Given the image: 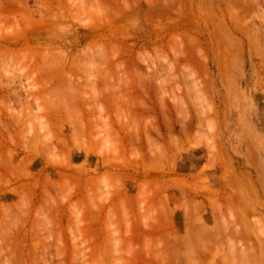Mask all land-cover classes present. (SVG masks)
<instances>
[{"label": "rangeland", "instance_id": "obj_1", "mask_svg": "<svg viewBox=\"0 0 264 264\" xmlns=\"http://www.w3.org/2000/svg\"><path fill=\"white\" fill-rule=\"evenodd\" d=\"M44 263L264 264V0H0V264Z\"/></svg>", "mask_w": 264, "mask_h": 264}, {"label": "bare ground", "instance_id": "obj_2", "mask_svg": "<svg viewBox=\"0 0 264 264\" xmlns=\"http://www.w3.org/2000/svg\"><path fill=\"white\" fill-rule=\"evenodd\" d=\"M25 41H26V40H25ZM16 42H17V41H16ZM25 46H26V45H25ZM29 46L31 47L32 45H29ZM58 61H59V63H57V65H60L61 59L58 60ZM58 61H57V62H58ZM73 62H74V61H72V63H73ZM70 63H71V62H70ZM57 65H55V67H57ZM61 65H62V64H61ZM61 65H60V66H61ZM73 65H74V64H73ZM60 66H59V67H60ZM64 66H65V65H64ZM74 67H75V66H74ZM61 68H62V67H61ZM61 68H60V69H61ZM65 69H66V68H65ZM62 70H64V69L62 68ZM70 80H71V79H70ZM71 81H72V80H71ZM71 81H70V82H71ZM31 82H32V81H31ZM31 82H30V83H31ZM33 84H35V83H33ZM33 84H32V86H33ZM35 85H38V84L36 83ZM35 85H34V87H37V86H35ZM34 87H33V88H34ZM33 88L31 87V89H30V88H29V89L32 90ZM15 89H16V88H15ZM27 89H28V88H27ZM36 89H38V88H36ZM16 90H17V89H16ZM25 90H26V87H25ZM26 91H27V90H26ZM33 91H34V90H33ZM11 93H12V92H11ZM9 94H10V93H9ZM13 94H17V91H15V93L13 92ZM10 95H11V94H10ZM8 96H9V95H8ZM16 96H19V95L17 94V95H15V97H16ZM16 98H17V97H16ZM18 98L20 99V97H18ZM15 120H16V118H15ZM14 122H15V121H14ZM17 122H18V121H17ZM41 123H42V121H41ZM6 124H7V127H11V126H12V125H10V124H9L10 126H8V123H6ZM16 124H17V126L19 127V124H18V123H15L14 125H16ZM5 127H6V126H5ZM245 127H246V126H245ZM18 129H19V128H18ZM18 129H17V132H18ZM19 132H20V130H19ZM251 154H252V153H251ZM224 174H226V173H224ZM203 181H204V179H203ZM212 190H213V189H212ZM213 191H214V190H213ZM226 192H227V191H226ZM217 194H218V193H217ZM35 253H36V252H34V254H35ZM14 255H15V256H13V257L15 258L17 255H16V253H15ZM36 255H37V253H36L35 255H33V257H36ZM41 257L43 258V256H41ZM42 258H41V259H42ZM41 259H38V258H37V260H41ZM33 260L35 261L36 259L33 258V259L31 260V262H32ZM36 262H37V261H36ZM33 263H34V262H33ZM47 263H48V262H47ZM44 264H45V263H44Z\"/></svg>", "mask_w": 264, "mask_h": 264}]
</instances>
